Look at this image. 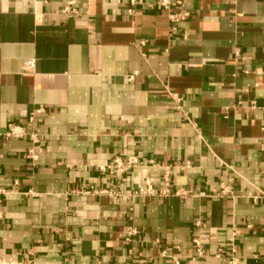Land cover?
<instances>
[{"label": "crops", "instance_id": "1", "mask_svg": "<svg viewBox=\"0 0 264 264\" xmlns=\"http://www.w3.org/2000/svg\"><path fill=\"white\" fill-rule=\"evenodd\" d=\"M155 1L0 0V256L264 264V0H183L173 37Z\"/></svg>", "mask_w": 264, "mask_h": 264}, {"label": "built area", "instance_id": "2", "mask_svg": "<svg viewBox=\"0 0 264 264\" xmlns=\"http://www.w3.org/2000/svg\"><path fill=\"white\" fill-rule=\"evenodd\" d=\"M75 3L72 1L69 5L65 6L61 13L63 15H79V11L73 7ZM145 4V0H127V6H126V14L129 17H134L137 14V10L139 7L143 6ZM184 1L183 0H157L153 2V7H157L160 9H163L167 11L168 18L170 22V36H175L178 33H180L181 29L183 28V25L187 22L189 19L190 13L184 9ZM141 45H145V41L141 42ZM36 66L35 59H31L25 63V68L28 71L34 70ZM136 73L131 75L129 80H133ZM44 110L42 108L38 109L36 113L31 114L29 121L30 123H34L37 119V116L42 114ZM5 139H24L29 138L32 144H35L38 142V134L35 132H29L26 128L23 126L11 123L7 127V131L4 133ZM27 157L30 158L32 161H38L39 154L33 147L30 149L27 153ZM140 161L136 159L135 157H130L126 160H122L120 158L115 159L111 164L108 166L100 167V170L103 172H108L111 175L115 176L118 180H121L123 175L127 173L129 170L134 169L135 167L140 166ZM165 183L167 186L170 185L171 178H170V172L169 170L166 171ZM93 190V188L91 189ZM167 192V191H166ZM90 193V192H89ZM93 193H106L104 191H97L94 189ZM177 195L185 196L184 193H177ZM200 223H198L199 225ZM134 232L131 231L130 235H133ZM195 252L196 255L192 258L198 259V258H205L206 253L202 248V245L199 241L195 240ZM178 250V249H177ZM33 256L30 254L27 258L24 259H12L7 258L4 256H0V264H33ZM161 257H170L173 259L174 264H182L180 257L176 255H169L167 251H161L160 253ZM231 264H234V259L230 262Z\"/></svg>", "mask_w": 264, "mask_h": 264}]
</instances>
